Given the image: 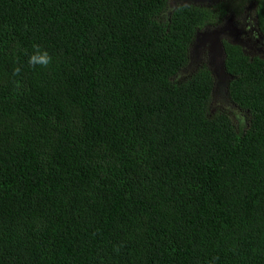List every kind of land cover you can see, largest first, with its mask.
I'll return each mask as SVG.
<instances>
[{
    "label": "trees",
    "instance_id": "trees-1",
    "mask_svg": "<svg viewBox=\"0 0 264 264\" xmlns=\"http://www.w3.org/2000/svg\"><path fill=\"white\" fill-rule=\"evenodd\" d=\"M178 1L0 0V264H264V58L217 105Z\"/></svg>",
    "mask_w": 264,
    "mask_h": 264
},
{
    "label": "rangeland",
    "instance_id": "rangeland-1",
    "mask_svg": "<svg viewBox=\"0 0 264 264\" xmlns=\"http://www.w3.org/2000/svg\"><path fill=\"white\" fill-rule=\"evenodd\" d=\"M181 2L200 6H215L225 13V19L220 26H206L197 31L196 39L191 49L190 66L187 69L188 72L190 69L195 70L202 66L211 68L214 71L217 82V99H215V103L217 105L224 103L222 101L224 100L222 99L224 94L222 93L225 92L224 86L228 82L229 76L223 66V39L227 38L231 42L239 43L250 56L257 54L261 56L264 53L261 43L255 40V37H258L261 41L264 40L263 33L258 28L256 0H182ZM247 16L252 22L242 25L243 19H246ZM225 103H228L226 99ZM226 107L234 115L238 126L244 127L246 122L245 114L233 103Z\"/></svg>",
    "mask_w": 264,
    "mask_h": 264
},
{
    "label": "clouds",
    "instance_id": "clouds-1",
    "mask_svg": "<svg viewBox=\"0 0 264 264\" xmlns=\"http://www.w3.org/2000/svg\"><path fill=\"white\" fill-rule=\"evenodd\" d=\"M50 62V57L47 54V52L43 53H34L30 58H29V63L30 64H42V65H47Z\"/></svg>",
    "mask_w": 264,
    "mask_h": 264
},
{
    "label": "flooded vegetation",
    "instance_id": "flooded-vegetation-1",
    "mask_svg": "<svg viewBox=\"0 0 264 264\" xmlns=\"http://www.w3.org/2000/svg\"><path fill=\"white\" fill-rule=\"evenodd\" d=\"M256 17H257V15H256ZM244 20H246V21H244ZM252 22V20L249 18V16H247V18L245 19H243V24L242 25H244V24H247V23H251ZM255 32H257V31H255ZM262 36H263V34H262ZM264 37V36H263ZM255 40L256 41H258V42H260L261 43V46H262V49L264 50V40H259V38L257 37H255ZM257 55H259V54H257ZM263 55V56H262ZM262 58H264V53H262ZM260 56V55H259Z\"/></svg>",
    "mask_w": 264,
    "mask_h": 264
}]
</instances>
